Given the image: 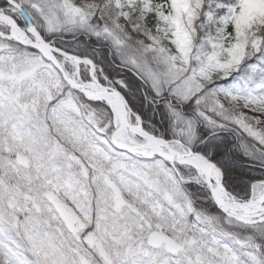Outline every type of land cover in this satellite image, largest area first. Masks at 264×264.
<instances>
[{
    "label": "snow or ice",
    "instance_id": "obj_1",
    "mask_svg": "<svg viewBox=\"0 0 264 264\" xmlns=\"http://www.w3.org/2000/svg\"><path fill=\"white\" fill-rule=\"evenodd\" d=\"M0 264H264V0H0Z\"/></svg>",
    "mask_w": 264,
    "mask_h": 264
}]
</instances>
